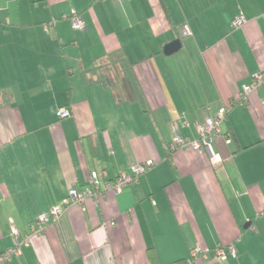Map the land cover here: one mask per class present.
I'll use <instances>...</instances> for the list:
<instances>
[{
  "label": "crops",
  "instance_id": "obj_1",
  "mask_svg": "<svg viewBox=\"0 0 264 264\" xmlns=\"http://www.w3.org/2000/svg\"><path fill=\"white\" fill-rule=\"evenodd\" d=\"M163 2L0 0V253L13 229L29 237L1 264H264V85L240 100L264 68V0ZM231 103L211 142L221 162L170 149ZM146 160L137 183L69 203L32 235L92 171L108 181ZM229 244L236 255L217 260Z\"/></svg>",
  "mask_w": 264,
  "mask_h": 264
},
{
  "label": "built area",
  "instance_id": "obj_2",
  "mask_svg": "<svg viewBox=\"0 0 264 264\" xmlns=\"http://www.w3.org/2000/svg\"><path fill=\"white\" fill-rule=\"evenodd\" d=\"M69 18L71 20V26L73 29H82L84 27V21L76 12L73 11ZM243 22V16L239 15L232 21V25L235 27L241 25ZM45 30H47V26H45ZM180 30L183 36L191 34L187 25L181 27ZM263 85L264 69L256 72L249 84L242 86L240 99H246V96L250 92L258 90ZM227 107L228 106H223L221 109L215 112L213 116H208L203 124L197 125L196 130L198 136L195 139L182 137L177 133V131H175L173 139L170 143V149L173 151L178 149L206 151L211 160L214 159L215 162H221L222 158L218 153L214 152L211 142L214 137L220 136L222 134L221 124L226 118V112L229 109V107ZM58 115L61 117L68 116L69 111L61 108L58 110ZM226 142L228 143L229 140L226 139ZM152 165V160H146L145 162L134 164L130 168V172H121L114 179L108 181L103 180V175L100 172L92 171L90 173L91 186L83 190H77L74 186L70 187L67 197L60 204L52 206L47 212L41 213L37 217L35 223L31 225L32 235L43 233L44 226L50 221H58L61 215L64 213L67 204H82L87 198L97 201L98 198L106 191L118 193L123 187L137 183L140 176L150 169ZM13 236L14 245L0 253V264L10 260L15 255H18L20 253L21 245L28 244L29 237L22 241H17L18 231L16 229H13ZM190 253L194 258L198 256L205 258L207 250L196 244L193 246ZM235 253L236 250L233 244H229L226 247L219 245L215 248V257L219 261L225 260L228 256H235ZM186 264H189V260L186 262Z\"/></svg>",
  "mask_w": 264,
  "mask_h": 264
},
{
  "label": "trees",
  "instance_id": "obj_3",
  "mask_svg": "<svg viewBox=\"0 0 264 264\" xmlns=\"http://www.w3.org/2000/svg\"><path fill=\"white\" fill-rule=\"evenodd\" d=\"M161 1V3L163 4V6H165L164 5V2H163V0H160ZM70 19V18H69ZM71 21V20H70ZM72 27V26H71ZM79 30V29H78ZM264 69V68H263ZM262 69V70H263ZM261 71V70H260ZM258 72V71H257ZM255 74V73H254ZM128 77V79H129V81L131 82V84L134 82V81H132V78H131V76L129 75V76H127ZM241 92V91H240ZM241 101L243 100V99H240ZM234 106V103H231V104H229V109L227 110V112H226V118H225V120L227 119V115H228V112H229V110L232 108ZM227 107V108H228ZM59 109H61V108H59ZM58 109V110H59ZM65 109V108H64ZM58 110H57V114H58ZM67 110V109H66ZM214 115V114H213ZM212 115V116H213ZM59 116V115H58ZM69 116V115H68ZM59 117H61V116H59ZM65 117H67V116H65ZM224 120V121H225ZM223 121V122H224ZM222 122V123H223ZM222 135V134H221ZM220 135V136H221ZM224 136V135H223ZM218 137V136H217ZM215 138V137H214ZM213 138V139H214ZM225 141H226V139H228L229 140V142H232V141H234L235 140V135L232 133V132H230V130H228V132H227V134L225 135ZM212 139V140H213ZM228 142V143H229ZM234 245V244H233ZM222 246V245H221ZM228 246V245H227ZM224 247H226V246H224ZM234 247H235V245H234ZM235 250H236V247H235ZM235 255H236V253H235ZM192 257V256H191ZM229 257H234V256H228L225 260H222V262H224V261H226V260H228L229 259ZM194 258V257H193ZM196 258H202V257H200V256H198V257H196ZM196 258H194V259H196ZM186 262H185V260H183V261H177V262H174V263H171V264H185Z\"/></svg>",
  "mask_w": 264,
  "mask_h": 264
},
{
  "label": "water",
  "instance_id": "obj_4",
  "mask_svg": "<svg viewBox=\"0 0 264 264\" xmlns=\"http://www.w3.org/2000/svg\"><path fill=\"white\" fill-rule=\"evenodd\" d=\"M180 45V41L178 39H174L164 46L163 51L165 54L173 53L179 49ZM247 225L248 224H245L244 227H247Z\"/></svg>",
  "mask_w": 264,
  "mask_h": 264
},
{
  "label": "rangeland",
  "instance_id": "obj_5",
  "mask_svg": "<svg viewBox=\"0 0 264 264\" xmlns=\"http://www.w3.org/2000/svg\"><path fill=\"white\" fill-rule=\"evenodd\" d=\"M213 144V143H212Z\"/></svg>",
  "mask_w": 264,
  "mask_h": 264
}]
</instances>
